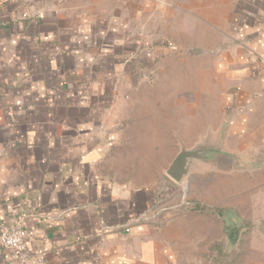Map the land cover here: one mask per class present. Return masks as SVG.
I'll list each match as a JSON object with an SVG mask.
<instances>
[{"label":"crops","instance_id":"1","mask_svg":"<svg viewBox=\"0 0 264 264\" xmlns=\"http://www.w3.org/2000/svg\"><path fill=\"white\" fill-rule=\"evenodd\" d=\"M154 1L0 0V231L32 232L19 253L0 244V264L35 250L48 264H175L180 183L165 173V145L157 156L141 143L147 182L119 179L114 154L136 88L178 46L152 22L184 12ZM191 2L198 17L224 13L223 28L206 19L224 34L207 71L190 64L219 108L191 128L229 163L264 164V0Z\"/></svg>","mask_w":264,"mask_h":264},{"label":"rangeland","instance_id":"2","mask_svg":"<svg viewBox=\"0 0 264 264\" xmlns=\"http://www.w3.org/2000/svg\"><path fill=\"white\" fill-rule=\"evenodd\" d=\"M155 2L156 12H184L152 22L153 30L163 29L176 37L172 40L178 46L158 69L157 80L141 83L135 90L134 111L128 114L124 130L127 144H119L114 151L119 179H152L136 177L146 159L138 151L142 144L157 156L165 145L166 166L182 148H217L202 142L209 136L207 129L198 136V130L191 128L194 121L206 124L203 113L219 106L217 97H208L193 80L190 64L200 59V72L207 71L208 59L215 58L213 49L224 40L218 24L224 13L209 15L222 28L208 34L209 16L188 13L191 0H155L153 6ZM197 21L204 26L197 29ZM131 173L136 175L126 176ZM179 183L170 204L177 206L176 238L170 241L175 264H264V164L229 163L212 152L206 159H193Z\"/></svg>","mask_w":264,"mask_h":264},{"label":"built area","instance_id":"3","mask_svg":"<svg viewBox=\"0 0 264 264\" xmlns=\"http://www.w3.org/2000/svg\"><path fill=\"white\" fill-rule=\"evenodd\" d=\"M32 232L24 231L20 226L4 227L0 231V244L12 252L19 253L24 247L25 238ZM19 264H48L42 251L35 250L28 256L18 259Z\"/></svg>","mask_w":264,"mask_h":264},{"label":"water","instance_id":"4","mask_svg":"<svg viewBox=\"0 0 264 264\" xmlns=\"http://www.w3.org/2000/svg\"><path fill=\"white\" fill-rule=\"evenodd\" d=\"M212 152V149L205 147H196L193 149L182 148L168 166L166 170L167 176L174 182H180L188 173L193 159H206L209 157V153Z\"/></svg>","mask_w":264,"mask_h":264}]
</instances>
